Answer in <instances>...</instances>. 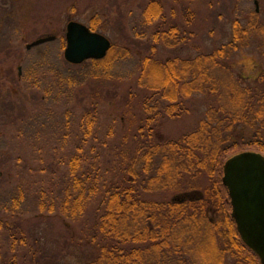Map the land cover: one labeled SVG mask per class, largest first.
I'll return each mask as SVG.
<instances>
[{"label": "trees", "instance_id": "trees-1", "mask_svg": "<svg viewBox=\"0 0 264 264\" xmlns=\"http://www.w3.org/2000/svg\"><path fill=\"white\" fill-rule=\"evenodd\" d=\"M144 17L146 24L163 19L162 5L155 0L150 2ZM95 28L92 25L90 29L97 32ZM179 33L176 26L168 32L156 31L153 54L137 62L135 80L146 94L140 102L144 113L141 121L137 120L140 123L133 138L136 148L132 156L131 149L125 148L119 155L118 169L111 170L108 168L111 162L104 163L99 154L94 155L95 147L89 151L91 138L99 137L98 108L94 105L75 124L81 141L74 153L59 161L67 171L61 180L62 189L56 191L50 185L32 190L25 182L23 188L27 192L18 187L3 204L4 207L9 204L13 212L20 208L26 213L58 212L67 225L92 217L93 221L88 222L93 224L87 231L93 234L96 245H100L99 257L91 259L85 252L75 263L63 264H261L241 240L223 176L224 165L231 157L243 152L264 155V22L255 11L246 24L240 18L234 20L233 41L228 45L192 58L183 59L176 54L162 60L154 58L160 40L177 52L179 45L171 40ZM253 40H258L263 59L260 74L254 80L237 79L226 65V52L250 46ZM61 43V49L65 50L66 41ZM131 57L127 48L118 52L112 44L105 59L69 64L74 67L69 70H61V66L51 68L50 77L46 75L49 66L42 62L34 64L31 73L38 74L26 80L40 89L44 95L42 106L46 109V115L41 114L29 126L35 130L37 142L31 143L35 150L42 153L40 142L57 128L61 133L53 132L52 136L62 148L67 144L68 135L63 132L66 129L68 133L69 126L73 127L72 116L67 112L64 122L57 127L46 125L44 118L50 120L48 112L52 106L64 96L73 97L74 88L84 86L91 79L114 78L112 69L116 64ZM125 74L133 76L135 72ZM121 75L119 78L123 79ZM42 84L46 86L41 87ZM196 96L212 101L205 117L192 131L177 140H157L155 144L143 141L147 134L149 139L155 136L162 114L180 118L190 111L183 102ZM111 129L108 139L117 134L115 127ZM169 193L176 194L170 201L149 198V195ZM8 240L13 252L25 245L23 237L13 232ZM4 246L0 241V264H20L16 253L10 259L4 255ZM56 257L51 259L36 250L27 264H60Z\"/></svg>", "mask_w": 264, "mask_h": 264}, {"label": "rangeland", "instance_id": "rangeland-1", "mask_svg": "<svg viewBox=\"0 0 264 264\" xmlns=\"http://www.w3.org/2000/svg\"><path fill=\"white\" fill-rule=\"evenodd\" d=\"M152 1L0 0V241L6 245L3 250L8 259L16 253L18 262L27 264L36 250L51 259L58 256L56 258L60 264L75 263L85 252L89 253L91 259L99 257L100 245H96L93 234L87 231L93 224L88 222L93 221L92 217L81 223L68 222L67 225L58 212L26 213L23 208L13 212L9 204L7 207L3 204L18 187L27 192L23 188L25 182L32 190L50 185L56 191L62 189L61 180L67 171L59 161L74 153L81 141L75 124L94 105L98 108L99 137L97 140L91 138L89 151L95 147L94 155L99 154L104 163L111 162L108 164L111 170L115 167L118 169L119 155L125 148L131 149L132 156L136 148L133 138L144 113L140 102L146 94L145 89L136 83V66L137 62L153 54L151 48L156 31L168 32L176 26L180 33L171 41L179 45V50L175 52L167 48L164 41L160 40L156 44L154 58L162 60L176 54L186 59L210 53L231 43L232 24L237 18L246 24L252 12L258 11L264 22V0H155L162 5L163 19L146 24L144 10ZM71 21L89 28L96 26L95 30L116 45L118 52L127 48L132 57L120 61L112 69L115 79H91L84 86L74 88V98L64 96L60 103L52 106L48 112L50 120L47 116L44 118L46 125L59 126L60 122H64L66 113L70 112L73 127L69 126L68 133L64 129L63 134L68 135V140L63 148L57 138L52 136L53 132L60 134L61 130L57 128L50 131L39 144L43 147L41 153L31 145L37 140L35 130L29 126L46 111L42 106L43 94L26 79L38 74L31 73L38 62L50 67L46 71L49 77L51 68L61 66V70L74 69L65 60V50L61 49V42L66 41L67 26ZM46 37H55L56 40L27 49L28 45ZM258 43V40H253L250 46H239L236 50L226 52V65L231 67L229 72L235 78L254 80L259 76L263 59ZM247 59L252 61L251 68ZM133 71V76L125 74ZM119 74H122L123 79L119 78ZM209 101L212 100L203 96L185 100L183 104L190 111L184 112L180 118L162 114L159 124H156L155 136L149 139L147 134L143 141L149 140L155 144L157 140L179 139L205 117ZM137 120L140 121L137 123ZM113 127L117 134L108 139ZM111 173L117 174L118 171ZM116 180L120 181L118 177ZM174 194L149 195V198L170 201ZM6 223L13 226H7ZM12 232L22 236L25 241V245L18 246L16 252L11 250V243L7 242ZM100 239L101 236L96 241Z\"/></svg>", "mask_w": 264, "mask_h": 264}, {"label": "water", "instance_id": "water-1", "mask_svg": "<svg viewBox=\"0 0 264 264\" xmlns=\"http://www.w3.org/2000/svg\"><path fill=\"white\" fill-rule=\"evenodd\" d=\"M55 39H38L27 49ZM66 42L64 57L72 65L103 60L112 46L106 36L75 21L67 26ZM223 184L229 192L232 217L241 240L264 264V155L243 152L228 159L224 165Z\"/></svg>", "mask_w": 264, "mask_h": 264}, {"label": "clouds", "instance_id": "clouds-1", "mask_svg": "<svg viewBox=\"0 0 264 264\" xmlns=\"http://www.w3.org/2000/svg\"><path fill=\"white\" fill-rule=\"evenodd\" d=\"M246 62L249 64V67L251 68V63H252L251 59H247Z\"/></svg>", "mask_w": 264, "mask_h": 264}]
</instances>
